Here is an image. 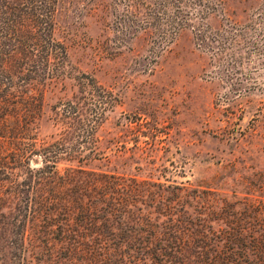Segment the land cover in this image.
I'll use <instances>...</instances> for the list:
<instances>
[{
	"label": "rangeland",
	"instance_id": "rangeland-1",
	"mask_svg": "<svg viewBox=\"0 0 264 264\" xmlns=\"http://www.w3.org/2000/svg\"><path fill=\"white\" fill-rule=\"evenodd\" d=\"M220 4L201 20L206 41L187 25L166 42L151 28L117 29L124 1H59L54 34L67 56L42 86L38 136L51 141L77 127L71 140L87 154L60 158L61 172L82 166L264 200V0ZM69 102L80 118L59 117ZM5 238L0 227L1 249ZM27 244V264L65 261L35 238Z\"/></svg>",
	"mask_w": 264,
	"mask_h": 264
},
{
	"label": "trees",
	"instance_id": "trees-1",
	"mask_svg": "<svg viewBox=\"0 0 264 264\" xmlns=\"http://www.w3.org/2000/svg\"><path fill=\"white\" fill-rule=\"evenodd\" d=\"M59 1L0 0V227L8 243L0 264H27L34 238L62 264H264L263 199L230 201L212 189L82 166L59 170L60 158L87 155L71 140L77 127L51 141L38 136L42 86L67 56L54 34ZM121 1L117 29L151 28L166 42L187 25L200 27L206 41L209 24L201 20L221 5ZM222 38L226 48L229 36ZM62 109L59 117L80 118L72 102ZM34 156L42 166H31ZM8 197L18 201L8 206Z\"/></svg>",
	"mask_w": 264,
	"mask_h": 264
}]
</instances>
